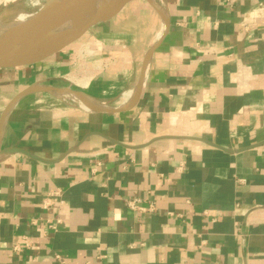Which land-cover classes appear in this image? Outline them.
<instances>
[{"label": "crops", "instance_id": "0c3cea01", "mask_svg": "<svg viewBox=\"0 0 264 264\" xmlns=\"http://www.w3.org/2000/svg\"><path fill=\"white\" fill-rule=\"evenodd\" d=\"M155 2L0 70V264H264V0Z\"/></svg>", "mask_w": 264, "mask_h": 264}, {"label": "water", "instance_id": "95a60500", "mask_svg": "<svg viewBox=\"0 0 264 264\" xmlns=\"http://www.w3.org/2000/svg\"><path fill=\"white\" fill-rule=\"evenodd\" d=\"M41 11L36 15L40 17L39 24L31 32V39L24 44H18V39L13 38L9 43L12 48L3 52L0 50V70L17 69L41 63L53 56L66 52L80 41L92 28L105 23L116 16L126 5L136 0H44ZM148 3L156 12L157 5ZM18 36V35H17ZM161 39L151 49V53L160 44ZM150 53V54H151ZM40 91L53 94L58 91L70 95H82L67 89H52L45 87L31 88L28 92ZM25 93V92H24ZM16 97L6 108L8 112L15 102L24 95ZM84 100V99H83ZM92 110L93 105L84 100ZM98 109V108H97ZM105 110V109H104ZM118 111V110H113ZM4 113V114H5Z\"/></svg>", "mask_w": 264, "mask_h": 264}, {"label": "bare ground", "instance_id": "6f19581e", "mask_svg": "<svg viewBox=\"0 0 264 264\" xmlns=\"http://www.w3.org/2000/svg\"><path fill=\"white\" fill-rule=\"evenodd\" d=\"M87 0H81L85 2ZM151 4H154V0H148ZM29 20H0V50L7 52L12 48L9 43L13 38L18 39V44H24L26 40H30L31 32L36 29L39 24L40 17L32 16ZM18 35V36H17ZM56 96L69 98L71 101L79 104L85 111L89 110L90 107L84 102L83 98L79 95H70L62 91L55 93ZM74 103V104H75ZM128 104V103H127ZM91 110V109H90ZM89 112V111H87Z\"/></svg>", "mask_w": 264, "mask_h": 264}, {"label": "built area", "instance_id": "2783aa9c", "mask_svg": "<svg viewBox=\"0 0 264 264\" xmlns=\"http://www.w3.org/2000/svg\"><path fill=\"white\" fill-rule=\"evenodd\" d=\"M99 167V163H96L95 167L93 168L92 172H95L96 171V168ZM180 170V168H179ZM60 196H61V193L60 191H48L43 199H42V202H41V207L44 211H47L48 209L51 208L52 204H53V201L55 199H60ZM141 202L140 200H137V199H129L126 201V207L130 210V211H133V212H137V213H140V214H143V213H153L155 208H154V205L152 203H149L147 205V207H144L141 205ZM41 222V227L43 229V234H48V231H53L59 224H60V220L57 219L55 221H49L48 219L47 220H44V221H40ZM31 224L34 226V225H37L39 224V220H33L31 222ZM33 243L31 242V240L28 238V237H22L21 239V242L19 243H15L12 245V248H11V254L12 255H19V254H22L26 251H29L33 248ZM57 261H59V257H55ZM59 264H63V262H60L59 261Z\"/></svg>", "mask_w": 264, "mask_h": 264}, {"label": "rangeland", "instance_id": "374dc122", "mask_svg": "<svg viewBox=\"0 0 264 264\" xmlns=\"http://www.w3.org/2000/svg\"><path fill=\"white\" fill-rule=\"evenodd\" d=\"M44 3V0H0V20L32 19V16L41 11ZM154 3L156 4L155 0Z\"/></svg>", "mask_w": 264, "mask_h": 264}]
</instances>
